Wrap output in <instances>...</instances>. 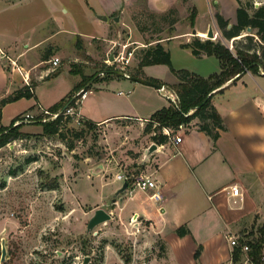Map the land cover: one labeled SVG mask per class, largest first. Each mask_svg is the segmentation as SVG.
<instances>
[{
    "label": "rangeland",
    "instance_id": "1",
    "mask_svg": "<svg viewBox=\"0 0 264 264\" xmlns=\"http://www.w3.org/2000/svg\"><path fill=\"white\" fill-rule=\"evenodd\" d=\"M23 1L26 3L23 4ZM218 1L222 2L225 15L234 19V0H194L197 7L193 1L187 4L179 0L173 7L176 13L169 14L166 19L152 15L144 0H136L121 14L123 22L119 21L118 29L111 33L116 38L81 41L83 50L78 59L75 55L80 54L76 52L79 51L76 47L79 38L75 37V33L86 35L94 28L87 21V15H92L88 0H0V23L2 28L7 29L6 35L10 39L14 37L19 43L22 38L36 39L45 34L49 36L56 31V27L44 17L50 10L61 30L54 37L55 44L62 49L56 50V54L51 56L57 55L61 64L48 77L50 79L42 85L40 83V92L42 96L53 99L78 80L75 75L89 78L105 71L106 67L127 73L135 71L141 52L149 46V40L156 38H164L162 44L167 45L175 68L192 69L203 77L218 73L220 66L215 57L197 58L189 50L179 46L187 40L192 42L195 37L208 39L207 36L192 35L197 26L195 24L191 28L189 18L191 7L195 6L200 12V23L206 24L205 33H200L205 35L212 27L216 35L212 40L221 41L233 48V41L222 37L215 19L217 11L214 9ZM251 1L256 2L258 7L264 6V0ZM5 3L19 5L2 12L7 6ZM91 3L98 8L95 0ZM43 4L45 10L42 9ZM63 10H67V13H63ZM170 21L174 23L172 35L175 36L167 43L171 34ZM231 25L232 23L229 28ZM50 47L48 44L43 52ZM88 51L92 52L89 56L86 55ZM112 55L117 58L126 56L130 62L126 64L124 59L111 61ZM20 64L18 63L19 66ZM48 66L50 65H40L28 70L32 84H36L37 75L41 76L40 72ZM59 72V75L54 76ZM147 72L160 74L163 79L174 78L167 66H157ZM106 78L104 75L95 80ZM23 107L20 103L5 108L2 123L9 124L11 117ZM147 124L136 122L125 125L119 122L114 131L97 126L75 141L73 134L80 127L67 123L62 126V131L65 132L69 145L74 144V147H68L57 136L42 137L41 126L33 124L22 128L24 133L29 134V138L15 140L0 149V184H5V188L0 190V248L4 239L7 250L6 259L0 264L180 263L173 253L168 259L170 249L163 237L142 228L144 224L133 221L132 218L122 219L117 205H112L101 181L95 178L100 174V164H109L113 169L124 167L126 161L140 154L139 148L147 143V137H143V129ZM92 168L95 169L91 170ZM106 178H110V175ZM99 202H103V209L111 213L112 219L87 233L88 222L97 210L95 204ZM170 245L173 247L175 243L171 241ZM183 249V262L187 263L190 251L187 246ZM86 258L88 262L85 263Z\"/></svg>",
    "mask_w": 264,
    "mask_h": 264
},
{
    "label": "crops",
    "instance_id": "2",
    "mask_svg": "<svg viewBox=\"0 0 264 264\" xmlns=\"http://www.w3.org/2000/svg\"><path fill=\"white\" fill-rule=\"evenodd\" d=\"M91 1L88 0V6L92 15H87V21L94 28L86 35L75 33V37L79 38L78 46H76L79 50L76 51L77 53L83 50L81 41L116 38L112 37L111 33L114 29H118L119 21L123 22L121 14H124L136 0H95L98 8L93 6ZM144 1L149 10L157 13L166 12L179 2V0ZM190 1H193L192 3L196 6L194 0H188L187 4ZM234 1L236 5L234 8L237 10L238 2ZM24 3L26 1H23ZM221 3L216 2L214 10L234 24L236 17L233 19L225 15L223 11L225 8L221 6ZM6 5L2 12H7L9 8L12 9L19 3ZM42 7L45 10L44 4ZM27 10L30 11L29 8ZM63 11L67 13V10ZM45 14V19L56 27L55 33L49 36L45 34L36 39L22 38L20 43L14 37L10 39L6 35L7 29L2 28L0 23V45L19 64L22 63L20 66L25 72L35 69L36 66L50 65L49 62L57 57V55H51L56 54V50L62 51L56 46V38H54L61 30L50 10ZM98 15L106 16L107 21L99 20ZM116 17L119 18L118 22L114 21ZM199 19L200 12L195 30L198 33H205L206 24L200 23ZM172 40L168 39L167 43ZM190 42V40L181 42L179 46ZM48 44L54 50L50 47L43 52ZM162 45L168 50L166 44ZM183 49L191 52L189 48ZM91 53L88 51L86 55L89 56ZM79 55L82 56L81 53L75 55L76 59L80 58ZM202 58L212 57L203 56ZM157 66L161 65L145 67V75L168 85L179 83L175 75H172L173 79H163L160 74L147 72ZM7 68L9 66L6 62L0 61V100L24 87L21 77ZM47 69L39 74L47 79H40L37 75L34 98H23L1 109L3 126L10 125L18 116L35 111L39 106L49 109L63 99L70 97L73 99L76 96L79 92L77 88L83 80L80 75H75L78 80L59 97L52 99L42 96L40 87L52 75L51 73L46 77ZM180 69L199 75L192 69L178 68L177 70ZM89 87L88 95L79 106L81 117L96 127L110 131H114L115 125L119 122L125 125L136 122L141 125L148 123L155 112L172 103L168 96L172 91L167 86H164L167 87L166 91H159L116 75L93 81ZM20 103L24 105L23 109L11 117L9 124H3L5 108ZM212 105L225 126V129L220 131L216 143L209 135L198 129L199 121L195 119L178 130L182 135V141L179 144L169 141L164 145H158V149L143 164L145 150L154 143L151 139L154 133L145 134L143 129V137H147V143L139 148L140 154L132 160H128L129 157L126 155L128 162H125L124 167L119 166L113 169L114 167L109 164H100L98 167L100 174L95 177L106 189V196L111 198V203L115 193L135 172H145L158 181L163 196L161 201L151 199L152 192L136 190L129 196L126 190L122 198H118L112 205L117 203L122 219L137 218L139 223L144 224L143 227H139L154 231L163 237L170 249L168 259L174 254L177 262L180 261L177 264H227L230 251L225 239L227 232L243 233L258 230L264 234V76L247 73L235 83L228 82L221 92L218 90L214 92ZM131 163H133L132 166ZM93 169L95 168L91 170ZM118 174L124 175L125 179L117 180ZM107 175H110V178H106ZM234 186L240 191L238 196L232 194ZM102 204L103 202H99L95 206L97 209L103 208ZM182 226L187 227L190 231L189 235L185 237L177 235L176 230ZM196 235L205 237L196 238ZM171 241L175 243V246L170 245ZM183 246H187V250L190 251L187 263L183 262ZM199 246L202 250L199 259L195 260L194 255Z\"/></svg>",
    "mask_w": 264,
    "mask_h": 264
},
{
    "label": "trees",
    "instance_id": "3",
    "mask_svg": "<svg viewBox=\"0 0 264 264\" xmlns=\"http://www.w3.org/2000/svg\"><path fill=\"white\" fill-rule=\"evenodd\" d=\"M182 1L183 3L188 2V0ZM237 2L236 20L235 23L231 25V28H229L231 24L229 20L225 19L219 13L215 15L222 37L228 41H233L232 49L224 45L221 41L210 39L201 40L198 37H195L192 42L181 46L182 48H189L192 54L197 58H202L203 56L215 57L220 66V71L218 73L211 74L208 77H202L185 69H175L170 52L161 44L164 38L149 40L147 43L149 46L141 52L138 58L139 63L136 70L128 73L132 77L167 86L178 97L177 104L170 103L169 106L155 112L149 118L144 132L145 134L154 133L151 139L155 144L164 145L169 142L168 136L163 133L164 128H169L173 132H177L180 126L188 125L195 119L199 121L198 129L209 135L211 140L216 143L220 131L224 130L225 126L221 116L212 105L213 92L217 90L221 92L228 82L232 81L235 83L247 73L264 76V6L256 7L255 3L251 0H247L246 2L237 0ZM148 11L152 15L163 19H166L169 14L176 13L174 8L163 13ZM197 16L198 11L196 7H191L189 18L191 28L195 27ZM168 23L171 33L168 39L171 40L172 37L175 36L172 35V32H174V23H172V21ZM247 28H252V34L245 35ZM243 33H245V36ZM156 65L167 66L172 74L177 77L179 83L168 85L158 79L148 78L145 75L144 68ZM113 70L112 67H106L105 69V71ZM71 73L74 74L73 72ZM112 76L114 75H106L105 77ZM94 78L95 75L89 78L83 77L82 83L78 86L77 91L86 87L89 82H93ZM32 87L35 88L36 84H32ZM89 89L90 87H87L86 91H89ZM23 98H34V94L30 92L27 86L15 90L10 96L0 100V149H3L15 140H23L30 137L29 134L22 131V128L26 124L15 125L16 120L19 119L20 116L15 118L8 126H3L1 124V109ZM71 100L72 97L63 99L49 108V110L51 112L62 111L67 106L74 104V101ZM67 123H69V121L63 120V118H58L53 122L47 123H41V120L34 121V125L42 127V137L57 136L68 147H74V144L73 146L69 145L67 136L65 132L62 131V126ZM95 128L96 126L94 124L85 121L83 127L80 128L79 131L74 132L73 137L75 141L80 140L85 132L92 131ZM127 183L128 185L130 184V177ZM4 188L5 184H0V190ZM176 233L179 237H185L190 234V231L187 227L182 226L176 230ZM201 250L202 247L199 246L194 255L195 260L199 259Z\"/></svg>",
    "mask_w": 264,
    "mask_h": 264
},
{
    "label": "built area",
    "instance_id": "4",
    "mask_svg": "<svg viewBox=\"0 0 264 264\" xmlns=\"http://www.w3.org/2000/svg\"><path fill=\"white\" fill-rule=\"evenodd\" d=\"M255 4L256 7H258L256 2ZM123 52L126 53L125 51ZM131 55L132 54H130V56ZM112 58L113 60L111 61H123L124 59L126 64L130 62L129 58H126V56L117 58L112 55L111 59ZM0 61L6 62L11 71L16 72L21 77L24 86L29 87L30 92L34 93L35 88L32 87L30 73L28 71L25 72L23 68L18 65L17 60L12 58L1 45ZM49 64L50 67L46 71V77L57 70L61 64V60L59 57H54ZM43 78V75H41L40 79ZM161 91H166V88ZM88 93L89 91H85L74 100L72 99L71 101H74V104L67 106L62 111L51 112L48 108L39 106L37 110L21 115L19 119L16 120L15 125L28 124L35 120H41L47 123L53 122L58 118H63V120H68L69 124L82 128L85 120L81 117L79 106ZM168 96L173 104L178 103V97L174 92H169ZM181 128L182 126L179 127V129ZM163 133L168 136L169 141L174 142L175 144H179L182 141V135H180L179 131L173 132L169 128H164ZM116 179L123 181L125 177L122 174H118ZM136 190L145 193L152 192L150 197L155 201H161L163 199L158 181L154 179L152 175L145 172H137L130 176V184L127 188V194L131 196ZM239 193V189L234 186L232 188L233 196H238ZM132 220L138 221L137 218H132ZM225 239L230 248L228 264H264V234L260 231H245L243 233H234L230 231L225 234Z\"/></svg>",
    "mask_w": 264,
    "mask_h": 264
},
{
    "label": "water",
    "instance_id": "5",
    "mask_svg": "<svg viewBox=\"0 0 264 264\" xmlns=\"http://www.w3.org/2000/svg\"><path fill=\"white\" fill-rule=\"evenodd\" d=\"M97 18L99 20H102V21H107V17L106 16H99L98 15ZM114 21L115 22H118L119 21V18L118 17L114 18ZM251 33H252V28H247L246 35H250ZM192 35L193 36H198L199 33L194 29L192 31ZM206 36L210 40L216 38V35H215L212 27L209 28L208 32L206 33ZM111 60H113V58ZM104 75H116V76H119V77H124V78H127L129 80H132L134 82H137V83H140V84H143V85H146V86L153 87V88H155V89H157L159 91H161V90H163L165 88L163 85H159V84L153 83V82L148 81V80H145V79L132 77L130 74H128L124 70L103 71V72L98 73L95 76L94 80L97 79V78H99L100 76H104ZM91 83H92V81L89 82L86 87L80 89L79 92L76 94V96L73 98V100L75 98H77L79 95H81L82 93H84L86 91V88L89 87L91 85ZM41 123H45V122L44 121H41ZM32 124H34V122H32ZM157 149H158V145L155 144V143H152L145 150L144 157H143V162L142 163L144 164L149 159V157ZM127 188H128V183L127 182H124L123 185H122V187L115 193L114 198L112 200V203H115L118 198H122L121 196L125 193V191L127 190ZM111 219H112L111 213H109L105 209L99 208V209L95 210L94 213H93V215L91 216L89 222H88V225H87V233L92 232L96 227H98L99 225H101L103 223H106V222L110 221ZM6 256H7V250H6L5 240L2 239V242H1L0 263H3L5 261ZM87 259L88 258H86L85 263L88 262Z\"/></svg>",
    "mask_w": 264,
    "mask_h": 264
},
{
    "label": "bare ground",
    "instance_id": "6",
    "mask_svg": "<svg viewBox=\"0 0 264 264\" xmlns=\"http://www.w3.org/2000/svg\"><path fill=\"white\" fill-rule=\"evenodd\" d=\"M199 35H200V36H203V37H205V36H206V34L204 35V33H199Z\"/></svg>",
    "mask_w": 264,
    "mask_h": 264
}]
</instances>
